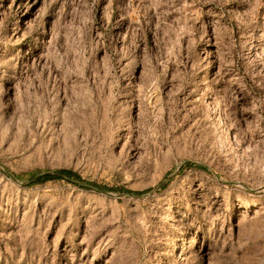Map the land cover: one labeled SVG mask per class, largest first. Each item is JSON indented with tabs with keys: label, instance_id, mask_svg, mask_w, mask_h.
I'll use <instances>...</instances> for the list:
<instances>
[{
	"label": "rangeland",
	"instance_id": "374dc122",
	"mask_svg": "<svg viewBox=\"0 0 264 264\" xmlns=\"http://www.w3.org/2000/svg\"><path fill=\"white\" fill-rule=\"evenodd\" d=\"M0 264H264V0H0Z\"/></svg>",
	"mask_w": 264,
	"mask_h": 264
},
{
	"label": "trees",
	"instance_id": "16d2710c",
	"mask_svg": "<svg viewBox=\"0 0 264 264\" xmlns=\"http://www.w3.org/2000/svg\"><path fill=\"white\" fill-rule=\"evenodd\" d=\"M61 178H65V179H70V180H75L76 181V177L73 173L69 172V171H66V170H61V171H58L56 173H53V174H46V175H42L38 178H36L33 182L34 183H43V182H46V181H52V180H58V179H61ZM86 187H91V188H96V189H99V190H104V188H101V187H97L95 185H92V184H85Z\"/></svg>",
	"mask_w": 264,
	"mask_h": 264
},
{
	"label": "water",
	"instance_id": "95a60500",
	"mask_svg": "<svg viewBox=\"0 0 264 264\" xmlns=\"http://www.w3.org/2000/svg\"><path fill=\"white\" fill-rule=\"evenodd\" d=\"M32 180H33V179H32ZM32 180H31V181H32ZM31 181H30V182H31Z\"/></svg>",
	"mask_w": 264,
	"mask_h": 264
}]
</instances>
